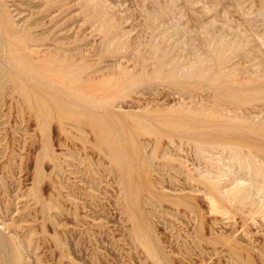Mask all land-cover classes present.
<instances>
[{
	"label": "rangeland",
	"instance_id": "374dc122",
	"mask_svg": "<svg viewBox=\"0 0 264 264\" xmlns=\"http://www.w3.org/2000/svg\"><path fill=\"white\" fill-rule=\"evenodd\" d=\"M0 264H264V0H0Z\"/></svg>",
	"mask_w": 264,
	"mask_h": 264
},
{
	"label": "bare ground",
	"instance_id": "6f19581e",
	"mask_svg": "<svg viewBox=\"0 0 264 264\" xmlns=\"http://www.w3.org/2000/svg\"><path fill=\"white\" fill-rule=\"evenodd\" d=\"M47 48H48V47H47ZM56 48H57V46H56ZM62 48H63V47H62ZM45 49H46V48H45ZM45 49L42 50V51H45V52H46L47 49H46V50H45ZM51 49H52V48H51ZM52 51H53V50H52ZM66 51H67V50H66ZM51 54H53V53H51ZM46 55H47V54H46ZM64 55H65V54H64ZM67 55H69V54H67ZM71 56L73 57V55H71ZM83 56H84V55H83ZM56 57H57V56H56ZM55 59H57V58H55ZM85 59H87V57H86ZM62 64H63V62H62ZM59 65H60V64H59ZM57 66H58V65H55L56 68H57ZM44 68H46V66H45ZM93 69H94V68H93ZM97 69H98V68H97ZM87 72H88V71H87ZM92 72H93V71H92ZM97 72H98V71H97ZM85 73H86V72H85ZM85 73H83V74H85ZM87 75H88V74H87ZM89 75H90V74H89ZM92 75L94 76V72H93ZM52 76H53V75H52ZM52 76H51V78H53ZM73 76H74V75H73ZM82 76H83V75H82ZM85 76H86V75H85ZM95 76H96V75H95ZM51 78H50V79H51ZM86 78H87V77H86ZM88 78H89V77H88ZM69 79H70V78H69ZM73 79H75V77H74ZM79 79H80V78H79ZM56 80H57V79H56ZM70 80H71V79H70ZM86 80H87V79H86ZM71 81H72V80H71ZM75 81H76V80H75ZM80 81H81V80H80ZM83 81H84V80H83ZM62 82H63V80H62ZM78 82H79V81H78ZM78 82H77V83H78ZM84 82H85V81H84ZM57 83H59V82H57ZM77 83H76V84H77ZM81 83H83V82H81ZM69 84H71V83H69ZM76 84H75V85H76ZM89 84H90V83H88V85H89ZM53 85H54V84H53ZM91 85H92V84H91ZM79 87H80V86H78V88H79ZM106 87H107V86H106ZM83 88H84V87H83ZM88 88H90V87H88ZM73 90H74V89H73ZM80 90H82V89H80ZM99 90H100V89H99ZM89 91H90V90H89ZM92 91H93V90H92ZM94 91H95V90H94ZM28 92H29V91H28ZM74 92H75V91H74ZM77 92H78V91H77ZM83 92H84V91H83ZM26 93H27V92H25V94H26ZM32 93H33V92H32ZM46 93H48V92H46ZM69 93H70V92H69ZM79 93H80V92H79ZM85 93H86V92H85ZM30 94H31V92H30ZM30 94H29V95H30ZM82 94H83V93H82ZM89 94H90V93H89ZM48 95H51V94L49 93ZM84 95H85V94H84ZM90 95H91V94H90ZM33 96H34V95H33ZM52 96H54V95H52ZM62 97H63V96H62ZM93 99H94V98H93ZM94 100H96V99H94ZM69 101H70V99H69ZM67 102H68V101H67ZM68 105H69V104H68ZM39 107H40V106H39ZM68 110H69V108H68ZM70 110H71V109H70ZM73 111H74V110H73ZM79 111H80V110H79ZM84 111H85V110H84ZM86 111H87V110H86ZM81 113H82V112H81ZM90 120H92V119L90 118ZM90 120H89V121H90ZM92 121H93V120H92ZM96 123H97V122H96ZM91 126H92V125H91ZM95 126H97V125L95 124ZM95 126H94V127H95ZM95 130H96V132H97V129H95ZM224 148L226 149V147H224ZM204 149H205V148H204ZM206 150H207V149H206ZM202 151H203V149H202ZM203 153H204V151H203ZM208 153H209V150H208ZM204 155L206 156V154H204ZM208 157H209V156H208ZM245 157H246V156H245ZM247 159H248V158H247ZM247 164H248V163H247ZM247 166H248V165H247ZM248 167H249V166H248ZM224 187H225V186H224Z\"/></svg>",
	"mask_w": 264,
	"mask_h": 264
}]
</instances>
